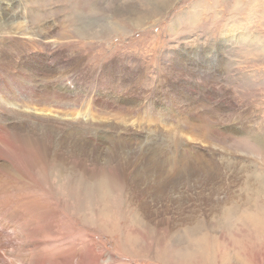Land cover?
I'll list each match as a JSON object with an SVG mask.
<instances>
[{
  "label": "rangeland",
  "instance_id": "obj_1",
  "mask_svg": "<svg viewBox=\"0 0 264 264\" xmlns=\"http://www.w3.org/2000/svg\"><path fill=\"white\" fill-rule=\"evenodd\" d=\"M0 77V264H264V0H0Z\"/></svg>",
  "mask_w": 264,
  "mask_h": 264
},
{
  "label": "bare ground",
  "instance_id": "obj_2",
  "mask_svg": "<svg viewBox=\"0 0 264 264\" xmlns=\"http://www.w3.org/2000/svg\"><path fill=\"white\" fill-rule=\"evenodd\" d=\"M23 1H24V0H23ZM155 2H156V1H155ZM25 3H26V0H25ZM6 10H7V9H6ZM25 10H26V9H25ZM4 11H5V10H4ZM10 11H11V9H9L8 12H10ZM6 12H7V11H6ZM14 13H15V12H14ZM10 14H11V13H10ZM12 16H13V15H12ZM21 16H22V15H21ZM34 17H35V16H34ZM15 18H16V17H15ZM18 18H19V17H18ZM20 18H21V17H20ZM22 18H23V17H22ZM6 20H7V19H6ZM17 20H18V19H17ZM15 21H16V20H15ZM22 22H23V21H22ZM108 24H109V23H108ZM7 25H8V24H7ZM31 25H32V24H31ZM44 25H45V24H44ZM2 26H3V23H2ZM8 26H10V25H8ZM16 27H17V26H16ZM22 27H23V26H22ZM27 27H29V26H27ZM44 27H45V26H44ZM10 28H11V27H10ZM23 28H24V27H23ZM34 28H35V27H34ZM49 28H50V27H49ZM38 29H39V28H38ZM45 30H46V29H45ZM41 32H42V31H41ZM48 32H49V31L47 30L46 33H45L44 35H46ZM33 33H34V32H33ZM49 33H50V32H49ZM29 35H30V34H29ZM31 35H32V33H31ZM41 36H42V35H41ZM32 37H33V36H32ZM42 38H43V37H42ZM29 42H30V41H29ZM33 42H34V41H32V43H33ZM33 47H34V46H33ZM222 47H223V46H222ZM222 47H221V48H222ZM12 50H13V49H12ZM16 51H17V50H16ZM6 52H7V51H6ZM25 53H26V52H25ZM199 53H200V52H199ZM19 55H20V54H19ZM25 55H26V54H25ZM21 58H22V57H21ZM24 58H25V57H24ZM29 58H30V57H29ZM19 59H20V58H19ZM26 60H27V59H25V61H26ZM38 60H39V59H38ZM22 61H23V60H22ZM7 62H9V61H7ZM38 62H39V61H38ZM187 62H188V61H187ZM187 62H185V63H187ZM40 63H41V62H40ZM42 63L45 64V62H44L43 60H42ZM182 63H183V62H182ZM189 63H190V62H189ZM1 64H3V65H7L6 62L4 63V60L1 61ZM9 64L12 65L11 62H9ZM16 65H17V64H16ZM37 65H38V64H37ZM179 65H180V64H179ZM30 66H31V65H30ZM39 66H40V65H39ZM186 66H187V65H186ZM189 66H190V65H189ZM187 67H188V66H187ZM41 68H43V67H41ZM180 68H181V67H180ZM27 69H28V68H27ZM27 69H25V70H23V71H27ZM188 69H189V68H188ZM17 70H18V69H17ZM29 70H30V69H29ZM183 70H184V69H183ZM30 71H31V70H30ZM45 71H46V70H45ZM190 71H191V70H190ZM41 72H42V71H41ZM180 72H181V71H180ZM185 72H186V71H185ZM29 73H30V72H29ZM44 73H45V72H44ZM2 74H3V73H2ZM49 74H50V73H49ZM31 75H32V74H31ZM38 75H39V74H38ZM191 75H192V74H191ZM200 75H201V74H200ZM11 76H12V75H11ZM15 76H16V75H15ZM15 76H13V77H15ZM36 76H37V75H36ZM51 76H52V75H51ZM197 76H198V75H197ZM13 77H12V79H13ZM17 78H18L19 80H24V82H29V77H24L23 74H20V76L17 77ZM42 78H43V77H42ZM192 78H193V77H192ZM1 79H2V78L0 77V81L4 83V81H2ZM193 79H194V78H193ZM201 80H202V78H201ZM4 84H5V83H4ZM25 84H26V83H25ZM30 84H31V83H30ZM13 86H14V85H13ZM0 87H1V86H0ZM30 87H31V86H30ZM44 87H45V86H44ZM12 88H13V87H12ZM42 88H43V87H42ZM12 91H13V90H12ZM41 91H42V89H41ZM17 92H18V91H17ZM23 92H24V91H23ZM8 93H10V92H8ZM26 93H27V92H26ZM16 94H17V93H16ZM7 95H8V94H7ZM14 96H15V93H14ZM22 96H23V95H22ZM51 96H52V101L54 100L56 103H61V102L63 101V97L61 96L60 93L53 94V95H51ZM5 97H6V96H5ZM34 97H37V96H34ZM17 98H18V97H17ZM167 99H168V98H167ZM198 99H199V98H198ZM24 100H25V98H24ZM29 100H30V99H29ZM199 100H200V99H199ZM37 101H38V99H37ZM66 101H67V100H66ZM24 102H25V101H24ZM39 102H40V100H39ZM32 103H33V102H32ZM34 104H35V103H34ZM62 104H63V103H62ZM58 106H59V105H58ZM40 107H42V106H35V107L33 106V108H34L35 110H39L38 108H40ZM91 108H92V107H91ZM61 109H62V108H61ZM54 110H55V109H54ZM62 110H63V109H62ZM18 111H19V110H18ZM52 111H53V110H52ZM57 111H60V110H57ZM67 111H68V110H67ZM12 112H14V111H12ZM119 112H120V111H119ZM79 113H80V112H79ZM120 113H121V112H120ZM0 114H1V115H0V118L4 117V115H3L4 113L1 112ZM111 114H112V113H111ZM157 114H158V113H157ZM106 115H107V114H106ZM122 115H123V114H122ZM183 115H184V114H183ZM18 116H19V115H18ZM94 116H95V114H94ZM143 117H144V116H143ZM90 118H93V116L90 117ZM109 118H110V116H109ZM138 118H140V117H138ZM186 118H187V117H186ZM188 118H189V117H188ZM188 118H187V119H188ZM121 119H123V117H121ZM146 119H147V118H146ZM178 119H179V118H178ZM180 119H181V118H180ZM87 120H88V119H87ZM108 120H109V119H108ZM125 120H126V119H125ZM127 120H128V119H127ZM68 121H69V120H68ZM89 121H90V120H89ZM135 121H136V120H135ZM178 121L184 124V122H185L186 120L184 121V120L182 119V120H178ZM189 121H190V120H189ZM86 122H88V121H86ZM137 122H138V121H137ZM150 122H151V121H150ZM190 122H191V121H190ZM190 122H189V123H190ZM89 123L91 124L92 122H89ZM89 123H88V124H89ZM125 123H126V126L129 125V124L127 125V122H125ZM125 123H124V125H125ZM133 123H134V121H133ZM141 123H142V122H141ZM77 124H78V123H77ZM80 124H81V123H80ZM86 124H87V123H86ZM86 124H85V125H86ZM92 124H94V123H92ZM122 124H123V123H122ZM133 125H134V124H133ZM90 126H91V125H90ZM92 127H93V126H92ZM150 127H151V126H150ZM80 128H81V127H80ZM125 128H126V130L128 129L127 127H125ZM125 128H122V131H123ZM171 128L175 129V127H171ZM118 129H119V128H118ZM152 129H153V128H152ZM81 130H82V129H81ZM137 130H138V129H137ZM171 130H172V129H171ZM175 130H176V132L178 131L177 128H176ZM169 131H170V130H169ZM169 131H168V132H169ZM161 132H162V131H161ZM178 132H179V131H178ZM85 133H86V132H85ZM162 133H163V132H162ZM166 133H167V132H166ZM81 134H82V133H81ZM86 134H87V133H86ZM174 134H175V133H174ZM7 135H8V133H7ZM20 135H21V134H20ZM162 135H163V134H162ZM165 136H166V135H165ZM167 136H169V134H168ZM176 136H177V135H176ZM176 136H175V137H176ZM19 137H20V136H19ZM98 137H99V136H98ZM102 137H103V136H102ZM160 137H161V136H160ZM99 138H100V137H99ZM167 138H168V137H167ZM173 138H174V136H173ZM180 138H181V137H180ZM180 138H179V139H180ZM25 139L30 140V139H31V136L27 134V135H25ZM81 139H82V138H81ZM83 139H84V138H83ZM96 139H97V138H96ZM102 139H103V138H102ZM27 140H26V141H27ZM84 140H85V139H84ZM87 140H88V139H87ZM154 140H155V139H154ZM95 141H96V140H95ZM95 141H94V142H95ZM100 141H102V140H100ZM104 141H105V140H104ZM120 141H121V140H120ZM151 141L153 142V140H151ZM166 141H168V140L166 139ZM118 142H119V141H118ZM24 143H25V142H24ZM29 143H30V141H29ZM149 143H150V142H149ZM155 143H156V142H155ZM179 143H180V142H179ZM168 144H170V143H168ZM180 144H181V143H180ZM26 145H27V142H26ZM155 145H156V144H155ZM149 146H150V144H149ZM161 147H162V146H161ZM174 148H175V146H174ZM149 150H150V149H149ZM110 151H111V150H110ZM110 151H109V153H111ZM112 151H113V150H112ZM107 152H108V151H107ZM109 153H108V154H109ZM102 155H104V154H102ZM105 158H106V157H105ZM105 158H104V159H105ZM96 159H97V158H96ZM156 159H157V158H156ZM155 161H157V160H155ZM172 164H173V163H172ZM4 165H7V164H6V163H1V166H4ZM5 170H6V169H5ZM16 176H18L19 179H21L19 173H16ZM13 178H14V177H13ZM12 181H13V182H16L17 179L14 178V180H12ZM257 183H258V184H264V182H263V181H260V180H258ZM12 189H14V188H12ZM15 192H16V191H15ZM25 198H26V197H25ZM18 199H19V198H18ZM28 200H29V199H28ZM16 201H17V199H16ZM18 201H19V200H18ZM18 201H17V202H18ZM13 202H14V201H13ZM20 202H21V201H20ZM24 202H25V201H24ZM29 203H30V201H29ZM14 204H15V203H14ZM17 204H18V203H17ZM15 205H16V204H15ZM15 205H14V208H15V209H14V211H12L13 215L15 214V210L19 212V210L22 209L21 206H20V204H19V206H15ZM21 205H22V204H21ZM24 206H25V205H24ZM22 207H23V205H22ZM23 209H27V208L24 207ZM23 209H22V211H24ZM21 214H22V213H21ZM25 215H26V214H25ZM26 217H27V216H26ZM26 217H25V218H26ZM20 219H21V218H20ZM22 219H23V218H22ZM1 220H2L3 222H8V221H9V219L4 218V217H1ZM18 220H19V219H18ZM16 221H17V218L15 219V222H16ZM2 224H3V223H2ZM18 224H20V223L18 222ZM4 226H5V225H4ZM21 226H22V224H21ZM20 230H21V229H20ZM22 230L25 231V230H27V228H26V227H23ZM21 232H22V231H21ZM34 232H35V231H34ZM36 233H37V232H36ZM24 236H26V235H24ZM24 236H23V237H24ZM24 238H25V237H24ZM24 240H25V239H24ZM35 240H36V239H35ZM36 241H37V240H36ZM36 241H35V242H36ZM26 242H27V241H26ZM22 243H24V242L22 241ZM25 245H26V244H25ZM71 248H72V247H71ZM90 248H91V247H90ZM36 249H37V248H36ZM86 249H87V248H86ZM34 250H35V249H34ZM72 250H73V249H72ZM76 251H77V250H76ZM73 252H74V250H73ZM21 253H22V252H21ZM58 253H59V252H58ZM54 254H56V251H55ZM72 254H73V253H72ZM18 255H19V254H18ZM18 255H16V256H18ZM48 255H49V254H48ZM60 255H61V254H60ZM64 255H65V254H64ZM64 255H63V256H64ZM69 255H70V254H69ZM69 255H68V256H69ZM22 256H23V255H22ZM22 256H21V257H22ZM24 256H25V254H24ZM29 256H30V254H29ZM36 256H37V255H36ZM51 256H52V255H51ZM80 256H81V255H80ZM19 257H20V256H19ZM25 257H26V256H25ZM81 257H82V256H81ZM23 258H24V257H23ZM49 258H50V257H49ZM58 258H59V257H58ZM82 258H83V257H82ZM71 259H72V258H71ZM75 259H76V258H75ZM61 260H62V259H61ZM63 260H64V259H63ZM76 260H77V259H76ZM83 260H84V259H83ZM25 261H26L27 264H32L29 258H27V259L25 258ZM41 264H42V263H41Z\"/></svg>",
  "mask_w": 264,
  "mask_h": 264
}]
</instances>
